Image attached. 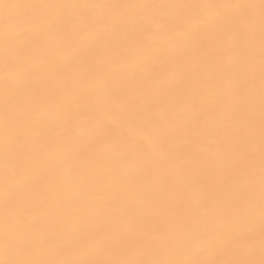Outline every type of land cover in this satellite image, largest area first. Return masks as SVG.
Here are the masks:
<instances>
[{"label": "bare ground", "instance_id": "obj_1", "mask_svg": "<svg viewBox=\"0 0 264 264\" xmlns=\"http://www.w3.org/2000/svg\"><path fill=\"white\" fill-rule=\"evenodd\" d=\"M0 264H264V0H0Z\"/></svg>", "mask_w": 264, "mask_h": 264}]
</instances>
